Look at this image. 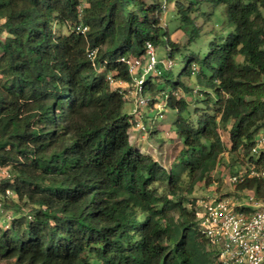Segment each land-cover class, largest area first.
I'll return each mask as SVG.
<instances>
[{
    "label": "trees",
    "instance_id": "obj_1",
    "mask_svg": "<svg viewBox=\"0 0 264 264\" xmlns=\"http://www.w3.org/2000/svg\"><path fill=\"white\" fill-rule=\"evenodd\" d=\"M167 1L185 44L161 25L158 1L0 0V166L12 172L0 191L10 186L17 199H5L14 217L0 224V264H223L189 194L213 182L225 151L264 167V150L253 153L264 128V0ZM165 37L166 56L182 63L155 75L171 83L177 112L169 129L181 147L169 168L130 142L126 100L108 79L129 78L121 57ZM153 76L155 94L164 89ZM179 85L196 90L191 108ZM235 189L264 195L257 176Z\"/></svg>",
    "mask_w": 264,
    "mask_h": 264
},
{
    "label": "built area",
    "instance_id": "obj_2",
    "mask_svg": "<svg viewBox=\"0 0 264 264\" xmlns=\"http://www.w3.org/2000/svg\"><path fill=\"white\" fill-rule=\"evenodd\" d=\"M166 0L162 3V11L166 8ZM75 29L85 32L88 26L84 23L75 25ZM166 50H169L168 44ZM128 69L129 78L109 74L108 79L112 88L119 91L126 101H132L131 111L135 130L146 133L150 127L144 122V109L152 102L159 108L160 117L168 104V91H163V100L148 97L146 93L149 75H162L164 70L173 67V60L166 56L160 58L156 45L148 41L142 56L132 54L121 57ZM154 73V74H152ZM176 93V92H175ZM153 99V101H152ZM264 145V136L257 137L253 153L259 154ZM248 176L261 178L264 187V167L249 166L230 176L234 186L245 181ZM12 179L9 166H0V186L4 180ZM15 198L16 192L6 186L0 191V224L8 225L13 219V213H8L5 199ZM6 220L1 221V217ZM197 222L200 230L209 238L216 248L219 260L223 264H264V195L260 196L253 190H238L237 195H228L213 191L198 199Z\"/></svg>",
    "mask_w": 264,
    "mask_h": 264
},
{
    "label": "rangeland",
    "instance_id": "obj_3",
    "mask_svg": "<svg viewBox=\"0 0 264 264\" xmlns=\"http://www.w3.org/2000/svg\"><path fill=\"white\" fill-rule=\"evenodd\" d=\"M148 1H158L162 5V3L165 0H148ZM166 8L165 10L161 11L160 13V19H161V25L164 27L165 31L168 33V36L171 40L174 41H180L182 44H185L187 42V34L184 32V30L178 26V20L176 18L175 10H174V4L169 3L166 0ZM212 9L211 6L208 7V11ZM196 23L199 25V27L202 29V32L208 31L212 28L213 24L212 21H209L205 14H200L196 18ZM69 29L68 25L63 26H56V31H63L67 32ZM165 43L156 45V52L158 57L165 58L167 54L166 45L168 44L169 48L170 45L168 43L167 37L164 38ZM174 66V74H177V72L180 70L182 63L177 62ZM154 74V73H152ZM152 80L155 81L158 84V87L164 89L162 91H159L157 93L146 92L145 94L148 97H156L158 101L163 100L162 92L163 91H169L171 89V83L166 82L163 77H157L153 76ZM180 81L187 85L188 87H195V78L189 77L188 75H182L180 77ZM176 95L177 97H182L189 101L190 108L194 105L193 102L195 101L197 97L196 90L192 91L190 94V91H187L184 89L182 85H179L176 88ZM132 101H126L124 104V110L126 112H130L132 108ZM197 105L201 106V103H198ZM177 116V112L175 109L170 108L167 104L164 109V116L160 117L159 115V108H157L152 103L148 104L144 109V116L143 120L148 125V127L151 128V130L158 129V131L154 132L153 134L150 133L148 130L146 133H141L133 126L130 127V142L138 144L142 152H150L154 157H156L164 166L168 167L170 166V163L173 159V157L176 155V153L179 151L181 147V142H179V138L177 137L176 133L169 128L171 127L173 120ZM221 136L225 143H229V137L228 133L225 128L221 129ZM264 136V128L260 129V131L257 134V137ZM264 150V145L260 148V151ZM258 155V154H255ZM237 154L232 153L230 151H225L220 158V161L216 165V167L213 169L212 176H213V182L210 185H206L204 182H198L196 186L194 187L193 191L189 194L190 197H201L202 195L210 194L213 191H218V193H226L228 195H237V189H235V186L230 183V176L235 171H241L244 169L243 163H241L239 160H237ZM16 197H15V199ZM6 209L8 213H11L13 210V207L10 206V202H7ZM6 220V216L1 217V221Z\"/></svg>",
    "mask_w": 264,
    "mask_h": 264
}]
</instances>
